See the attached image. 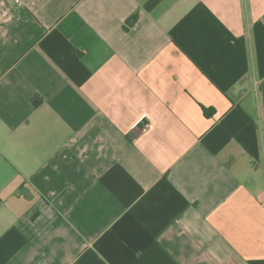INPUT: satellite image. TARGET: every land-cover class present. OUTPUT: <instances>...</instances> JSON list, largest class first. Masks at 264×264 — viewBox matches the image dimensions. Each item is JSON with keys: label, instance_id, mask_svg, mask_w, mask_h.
Masks as SVG:
<instances>
[{"label": "crops", "instance_id": "0c3cea01", "mask_svg": "<svg viewBox=\"0 0 264 264\" xmlns=\"http://www.w3.org/2000/svg\"><path fill=\"white\" fill-rule=\"evenodd\" d=\"M232 261L264 264V0H0V264Z\"/></svg>", "mask_w": 264, "mask_h": 264}, {"label": "trees", "instance_id": "16d2710c", "mask_svg": "<svg viewBox=\"0 0 264 264\" xmlns=\"http://www.w3.org/2000/svg\"><path fill=\"white\" fill-rule=\"evenodd\" d=\"M136 17H137V13H135L131 18H130V20H129V24H133L134 23V21L136 20ZM203 110H204V112H205V114L206 115H211L212 114V109L211 108H207V107H203Z\"/></svg>", "mask_w": 264, "mask_h": 264}, {"label": "built area", "instance_id": "2783aa9c", "mask_svg": "<svg viewBox=\"0 0 264 264\" xmlns=\"http://www.w3.org/2000/svg\"><path fill=\"white\" fill-rule=\"evenodd\" d=\"M228 264H237V263L232 261V262H228Z\"/></svg>", "mask_w": 264, "mask_h": 264}]
</instances>
